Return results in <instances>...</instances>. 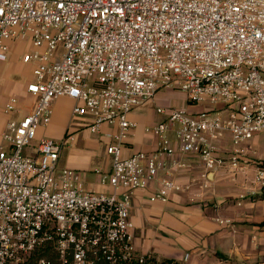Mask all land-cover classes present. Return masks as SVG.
<instances>
[{
	"label": "built area",
	"instance_id": "obj_1",
	"mask_svg": "<svg viewBox=\"0 0 264 264\" xmlns=\"http://www.w3.org/2000/svg\"><path fill=\"white\" fill-rule=\"evenodd\" d=\"M26 41L36 102L2 134L0 264H143L132 194L186 169L180 156L198 157L206 173L238 175L252 164L264 190V158H251L252 140L264 134V0H0V63L9 43ZM160 90L209 106L157 107L162 120L147 129L157 149L123 158L136 127L130 114ZM60 98L75 102L72 117L86 119L91 134L117 128L106 149L111 172L100 174L110 193L87 190L81 173L59 167L72 135L37 141ZM4 111L19 114V99L9 97ZM180 191L163 178L150 201Z\"/></svg>",
	"mask_w": 264,
	"mask_h": 264
},
{
	"label": "crops",
	"instance_id": "obj_2",
	"mask_svg": "<svg viewBox=\"0 0 264 264\" xmlns=\"http://www.w3.org/2000/svg\"><path fill=\"white\" fill-rule=\"evenodd\" d=\"M9 46L8 61L0 63V148H4L2 134L7 123L31 114L36 102L27 93V86L34 81L33 66L22 61L23 54L31 50V44L28 41L11 42ZM11 96L19 99V114L4 111ZM160 98L157 93L154 100L130 114L129 120L136 127L123 141V158L138 152L152 153L157 149L158 139L146 131L162 120L156 112V108L162 105H156L152 110L159 118L157 121L150 120L144 110L153 108ZM74 106L75 102L69 98L54 101L51 123L39 128L37 141L44 138L62 141L72 135L70 145L61 152L59 167L81 173L87 190L110 193L109 185L100 182V174L111 172L112 157L106 149L115 144L113 135L118 130L104 126L99 134H91L86 119L72 117ZM259 137L251 142L254 146L251 158L257 153ZM170 139L174 146H178L174 136ZM180 158L187 164L186 169L160 174L159 180L149 189L132 194V236L136 252L181 264H264V192L254 184V166L249 164L245 172L238 175L224 171L206 173L198 157L186 155ZM163 178L182 186V191L174 193L166 203H152L150 198L159 189ZM249 183L257 191L255 188L250 190ZM240 195H247V198L240 200Z\"/></svg>",
	"mask_w": 264,
	"mask_h": 264
},
{
	"label": "rangeland",
	"instance_id": "obj_3",
	"mask_svg": "<svg viewBox=\"0 0 264 264\" xmlns=\"http://www.w3.org/2000/svg\"><path fill=\"white\" fill-rule=\"evenodd\" d=\"M158 94H160L161 98L158 99L154 103L153 108L152 107H147L144 110V114L147 115V116L149 115V117L151 118L150 120H152V121H157L159 119L157 116H154L153 113H152V110L154 109V106H156V105H162L164 107H173V108H182V107H184V108H187V110L190 111V112L199 111L200 109H204L205 110L206 109L205 107L209 106V105H206V104H199V105L190 104V103L187 102V100L183 99V96L178 91L160 90L158 92ZM146 132L151 134L150 131H146ZM172 136H173V134L170 133L169 138H171ZM3 146H4V148H6L7 144L4 143ZM256 150H257V153L255 155V158L256 159L264 158V134L260 135L259 144L256 145ZM247 186L249 188H251L250 190L255 188V191H257L256 187H254L252 184L249 183V184H247ZM248 193L251 194V192H248ZM254 194H255V192H254Z\"/></svg>",
	"mask_w": 264,
	"mask_h": 264
},
{
	"label": "trees",
	"instance_id": "obj_4",
	"mask_svg": "<svg viewBox=\"0 0 264 264\" xmlns=\"http://www.w3.org/2000/svg\"><path fill=\"white\" fill-rule=\"evenodd\" d=\"M143 264H181V263L175 260H170V259L157 260L153 257L146 256Z\"/></svg>",
	"mask_w": 264,
	"mask_h": 264
}]
</instances>
